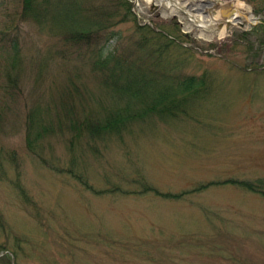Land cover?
Returning a JSON list of instances; mask_svg holds the SVG:
<instances>
[{
  "label": "rangeland",
  "instance_id": "374dc122",
  "mask_svg": "<svg viewBox=\"0 0 264 264\" xmlns=\"http://www.w3.org/2000/svg\"><path fill=\"white\" fill-rule=\"evenodd\" d=\"M20 1L0 0V30L12 27L22 59L15 67L20 95L2 99L0 89V256L13 252L15 264H264V195L257 193L264 192V44L255 56L248 47L254 21L220 36L181 11L157 8L179 24L173 19L175 25L165 26L175 39L168 46L148 34L149 46L137 52L143 65L158 79L205 76V84L191 85L196 91L184 103L186 114L161 118L148 111L123 133L100 140L83 130L75 144L77 132L68 125L87 114L61 110L62 90L73 94L72 102L75 89L82 97L84 83L93 93L105 79L111 85L121 73L97 69L99 48L118 56L105 55L104 68L116 59L136 61L130 51L151 18L150 6L76 0L77 27L96 42L84 37L74 45L56 17L67 0H38L36 21L10 22ZM241 1L264 20V0ZM193 13L199 21L209 14ZM170 84L177 96L185 93ZM31 122L45 131L34 126L29 133ZM230 179L261 180L251 191Z\"/></svg>",
  "mask_w": 264,
  "mask_h": 264
},
{
  "label": "trees",
  "instance_id": "16d2710c",
  "mask_svg": "<svg viewBox=\"0 0 264 264\" xmlns=\"http://www.w3.org/2000/svg\"><path fill=\"white\" fill-rule=\"evenodd\" d=\"M45 3H49L50 0H43ZM38 0H21L20 5H18V9L13 12V18L10 22L17 20L22 22L24 19H32L36 21L39 17L38 15ZM79 6L76 3V0H67L65 7L60 12L59 16H56L59 19L60 25H64L65 32L64 39L73 43L74 45H79L83 42L84 37L90 38L92 41L96 42V38L90 36L85 29H79L77 25L81 21H75V17L78 16ZM46 14H43L45 16ZM92 24V21L89 22ZM158 26L161 27H172L175 25L173 20H158L155 21ZM10 30L7 26H4L0 30V73L3 75L4 81L0 84V89L2 90V99H7L10 101H14L21 93L20 87V78L18 70L15 68L17 63H19L22 59L20 57V45L16 35L10 34L12 27ZM254 33L253 36L255 37V41L249 44L250 50H252L253 55L255 56L258 53V49H261L262 45L264 44V20L259 22L257 25L253 26L251 29ZM152 34L150 30H144V32L140 35V39L138 40V47L141 45L148 46V41L152 40L148 34ZM163 37H166L162 34ZM166 44L168 46L172 40L166 37ZM84 43V42H83ZM78 48V47H77ZM82 49L83 47L80 46ZM98 57H100V63L103 65L102 61H106L107 59L102 60L103 56V49L99 48ZM162 51V50H161ZM97 55V54H96ZM94 54V58L96 57ZM110 58L114 56L109 52ZM210 55V54H208ZM122 62L121 64H117ZM98 65L96 66L98 70L108 71H119L121 74L125 72H132L133 70L140 71L142 73L138 75H133V79L129 77V74L119 75L117 78L113 77L111 79V85L108 83V80L105 79L103 83L98 86L97 92H92L89 89H83V98L81 97L79 90L75 89V94L77 96L76 101L69 102V100H74L73 94L70 95V91L65 92V96L63 101L70 105L72 111L80 110V113L88 114V115H95L98 117H103L105 119H100L101 123L98 125L90 124L93 130L98 131H117L124 130L128 127L127 123L132 122L136 119H141L146 116L148 111H152L154 113H158L159 115L166 116V115H177L178 110L187 105L184 103L189 104L191 93L193 94L194 91H191L192 84H205V76L196 77V76H188L185 77L182 81H173V76L165 77L161 74L160 79L157 78L156 74L153 72H148L145 66L142 63L141 57L138 55L136 50V61L133 60H123L116 59L113 61V66L104 68L103 66ZM128 69V70H126ZM142 74V75H141ZM143 76L142 83H138L135 79L139 76ZM146 75L150 77L147 78ZM152 76V77H151ZM155 78V80H154ZM168 80L167 83L164 81ZM161 83L163 88L153 87L151 84L153 83ZM170 82L175 83V87H177V91H185L182 93L184 95L177 96V93L170 89L172 85ZM73 86L76 87V83L71 82ZM140 84V85H139ZM173 86V87H174ZM117 93V97L115 98ZM153 95L147 101H144V98L147 96ZM119 99V102H118ZM152 105H148L149 103ZM34 115L28 114V118H33ZM31 126L28 128L29 133H33L35 130L33 129L34 126H38L37 123L31 122ZM82 124L83 120L77 125L71 122L68 127L69 129L75 130L77 134L82 131ZM40 129L36 130L38 134L41 131H45L46 127L39 125ZM243 185L250 187L251 184L247 182H242ZM6 250V248L4 249ZM15 264L14 260V253L10 254L7 250L6 253L0 256V264H11V262Z\"/></svg>",
  "mask_w": 264,
  "mask_h": 264
},
{
  "label": "bare ground",
  "instance_id": "6f19581e",
  "mask_svg": "<svg viewBox=\"0 0 264 264\" xmlns=\"http://www.w3.org/2000/svg\"><path fill=\"white\" fill-rule=\"evenodd\" d=\"M157 2H165L168 7L172 8H179V9H184L186 10L183 5L178 1V0H155ZM228 6L229 12H230V17H229V22L224 21L223 19L221 20L219 18V12L218 8L216 7V15L212 17V19L208 20L207 22L201 23L200 21H197L196 17L191 14L188 10H186L189 13V16L191 17V20L195 22L196 24H199L202 26V28H205L208 32L213 30L214 25L219 27V35L223 36L225 33V27L226 29H229V27L233 24H238L239 26H243L246 22L251 21L253 19V15L248 11L246 8L245 2L241 0L234 1L230 0L227 2V4H224L219 7L221 8L222 12L227 15V10H225V7ZM215 21V23L213 22ZM228 27V28H227Z\"/></svg>",
  "mask_w": 264,
  "mask_h": 264
}]
</instances>
